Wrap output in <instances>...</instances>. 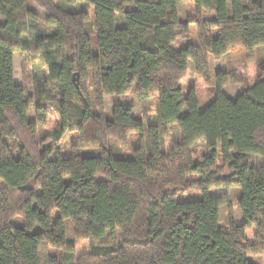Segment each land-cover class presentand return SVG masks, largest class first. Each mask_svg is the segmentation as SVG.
<instances>
[{
	"label": "trees",
	"instance_id": "obj_1",
	"mask_svg": "<svg viewBox=\"0 0 264 264\" xmlns=\"http://www.w3.org/2000/svg\"><path fill=\"white\" fill-rule=\"evenodd\" d=\"M180 1L0 0V264H41L42 246L70 252L72 264H257L264 163L255 168L251 158H264V58L235 98L223 88L234 71L218 69L201 110L194 85L184 94L182 80L192 61L210 85V56L242 47L251 57L264 45V0H186L194 12L183 21ZM204 10L215 14L209 23L200 22ZM38 12L54 32L28 39L25 20ZM190 24L196 43L174 48ZM15 52L37 53L47 67V82H35L33 120L26 89L14 82ZM131 89L156 98L158 119L140 140L146 150L116 157L109 141L127 148L144 129L118 99ZM105 96L114 98L111 112ZM37 123L49 130L40 139ZM70 133L101 153L60 155ZM200 139L205 152L196 156ZM212 188L237 190L241 223L219 227L226 199ZM192 189L201 197L178 199Z\"/></svg>",
	"mask_w": 264,
	"mask_h": 264
},
{
	"label": "rangeland",
	"instance_id": "obj_2",
	"mask_svg": "<svg viewBox=\"0 0 264 264\" xmlns=\"http://www.w3.org/2000/svg\"><path fill=\"white\" fill-rule=\"evenodd\" d=\"M178 18L183 21L185 18L194 12V7L191 3L186 0L178 3ZM38 18L30 19L27 18L25 21L26 29L25 34L28 39H32L38 35L44 36L52 34L54 32L53 27L45 24L42 14L38 12ZM214 12L204 10L200 17V22L209 23L214 18ZM189 37L178 38L173 43L174 48H180L187 45L188 43H196L197 40V28L196 24H190L189 26ZM57 50V49H56ZM58 51V50H57ZM14 82L17 84L24 85L26 89V95L30 99V107L28 111V120H33L34 106L36 102L35 93V82L43 85L47 82L48 71L47 67L43 63L41 57L37 53L25 52L20 54L19 52L14 53ZM252 58V59H251ZM264 58V45L256 46L253 49L252 56L244 50L242 47H237L228 53L224 54L218 59H213L210 56V76L212 78V84L204 85L202 79L196 76L194 64L191 61L188 66L187 72L184 79L182 80L183 92L187 94L188 87L194 85L197 96L199 109H203L206 104L211 100L213 93V77L218 69L222 70H233L235 73L234 79L228 81L223 87L224 91L231 97L235 98L237 94L249 84L255 78V65ZM75 82L78 84L81 80L80 77L75 75ZM90 78L86 81L87 88L91 87ZM118 99L126 105L131 106L132 114L144 123V129L142 131L133 132L129 137V143L127 148H122L121 145L109 141L108 146L111 153L116 157L130 158L133 156L136 149L146 150L144 143L140 142L142 138H149V126L157 123L158 111L156 105V98L150 97L144 100H140L134 94L133 90H129L125 95H121ZM105 111L111 112L114 103V98L105 96ZM56 110L55 106H52ZM184 112V111H183ZM182 112V113H183ZM49 130L44 126L37 123L36 135L40 139L41 135L48 133ZM168 133L172 137H176L177 130L175 126H169ZM177 138V137H176ZM143 143V145H142ZM51 143L43 144L49 146ZM193 150L196 156H202L205 152L203 139L198 140L193 146ZM58 152L62 156H68L71 153L78 154H90L98 155L101 153L100 147L94 146H83L81 139L76 133H70L66 135V139L58 147ZM253 167L259 168L264 163V158L259 155H253L251 158ZM210 195L221 196L226 199V203L220 206L219 209V221L218 225L220 228L228 229L229 220H233L235 223H241L243 221L241 211L238 207V192L235 188H212L209 191ZM178 199H198L201 197L200 192L192 189L189 192H179L177 194ZM66 240L68 243L73 241V225L72 222L67 219L65 221ZM109 239L108 236H104L103 240ZM56 257L57 264H72L73 254L64 250H58L50 246H42L40 249L41 264H50L51 257ZM252 259L257 264H264V253L252 255Z\"/></svg>",
	"mask_w": 264,
	"mask_h": 264
}]
</instances>
